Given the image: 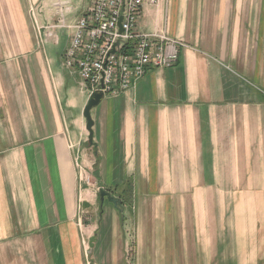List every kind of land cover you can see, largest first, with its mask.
I'll return each instance as SVG.
<instances>
[{
    "label": "crops",
    "instance_id": "crops-1",
    "mask_svg": "<svg viewBox=\"0 0 264 264\" xmlns=\"http://www.w3.org/2000/svg\"><path fill=\"white\" fill-rule=\"evenodd\" d=\"M30 5L41 26L80 17L67 22L70 0H0V264H259L264 0L146 6L140 29L183 41L179 61L91 108L83 148L80 77L63 69L65 49L57 60L36 43ZM58 28L70 39L68 27L44 34ZM99 188L118 205L105 209Z\"/></svg>",
    "mask_w": 264,
    "mask_h": 264
},
{
    "label": "built area",
    "instance_id": "built-area-1",
    "mask_svg": "<svg viewBox=\"0 0 264 264\" xmlns=\"http://www.w3.org/2000/svg\"><path fill=\"white\" fill-rule=\"evenodd\" d=\"M159 2L91 0L73 24H66L62 10L59 24H37L36 28L39 33L55 27L72 28L70 44L62 56L63 66L79 75L89 96H115L134 89L148 70L172 67L179 61L183 41L163 30L147 32L139 27L145 7ZM32 11L35 15L34 7Z\"/></svg>",
    "mask_w": 264,
    "mask_h": 264
},
{
    "label": "rangeland",
    "instance_id": "rangeland-1",
    "mask_svg": "<svg viewBox=\"0 0 264 264\" xmlns=\"http://www.w3.org/2000/svg\"><path fill=\"white\" fill-rule=\"evenodd\" d=\"M87 3H88V0H70V4L73 7V11L71 13L67 14V17H66L67 22H72L74 20V18L79 17L81 12H82L83 7ZM254 6H256V5H254ZM32 7L33 6L30 5V7H29L30 9H28V10H29L30 14L33 16L32 18L34 19L33 20L34 25H37V22H36L35 17H34V13L32 11ZM255 10H256V8H255ZM59 18H60V14L57 15L56 21H58ZM50 31H52V30H49L48 32L45 31V34H44V30H43V32L39 33L37 28L34 29L35 41H36V43H38L40 45H47L48 46V50L50 52V55L53 56V59L55 58V59L59 60L60 53H62V51L64 49H65L64 50V52H65L67 47L69 46L71 36H70V39H68L69 31L66 28H58L57 30H55V33H56L55 36L53 34L49 35ZM64 52L61 54V63H62V56H63ZM62 67L69 74H73V73H70V71L63 66V63H62ZM81 86H82V84H81ZM82 90L85 91V96L87 97V101H88V98H89L88 92L85 90V88L83 86H82ZM118 95H120V94H118ZM118 95H115V96H118ZM108 97H113V96H108ZM87 138H88V135L86 136V133L84 132V134H83V136L81 138V141H80L81 148L86 146V144H87L86 142H88ZM77 160H78L77 161L78 164H76V165H77V169H78L80 178H81V174H80V171H81L82 174H83V178L81 180L87 181L88 180L87 177L84 178L85 177L84 175H86L87 169H86L85 165L82 163V158H81V155H80L79 151H78V155H77ZM91 183L94 184L92 179H90L88 181V184H91ZM126 183H128V182H126ZM122 187H124V186H122ZM99 190H100V188H99ZM138 198L141 199L142 197H138ZM123 199H125V198L123 197ZM263 199H264V197H263ZM110 205H112L111 202L108 200V198H106L105 201H104V208L106 206H110ZM263 208H264V200H263L261 209L254 213V218H253V221H252L253 222L254 231H255L254 232V236H253L254 245L259 246V252H264V210H263ZM100 216H101V213H100ZM238 217H239V213H238ZM238 223H239V227H238V230H239V228L242 225V222L239 220ZM97 224H99V223H97ZM233 224H236V226L238 225L235 222ZM79 230L81 232L82 252L85 254V256H86V254L91 256V247H90V245L92 244V241L89 238H87V236L85 234V226L81 225V223H79ZM243 238L244 237L241 236V235L238 237L237 241H238L239 245H240V242H242L241 239L243 240ZM95 240H97V238H94V241ZM131 246L133 247V243H131ZM261 257H262V254H260V257L258 259L259 264H264V259H262ZM91 260L92 259H90V261ZM133 261L134 260L132 259V256L131 257L127 256V258L125 259L124 262L126 264H128V263L132 264ZM91 262L89 263L88 260L85 259V264H91Z\"/></svg>",
    "mask_w": 264,
    "mask_h": 264
},
{
    "label": "water",
    "instance_id": "water-1",
    "mask_svg": "<svg viewBox=\"0 0 264 264\" xmlns=\"http://www.w3.org/2000/svg\"><path fill=\"white\" fill-rule=\"evenodd\" d=\"M122 20V18H121ZM104 98V96L101 93H94L92 95L89 96L88 101H87V106L85 109V116L87 118V129L89 132V136H88V141L89 143L93 144V128H92V121L90 118V110L91 108L97 106L102 99ZM108 198V200L110 202H112L114 205H118V200L113 197L111 195V192L107 189L104 188H100V200L103 203L105 201V199Z\"/></svg>",
    "mask_w": 264,
    "mask_h": 264
}]
</instances>
